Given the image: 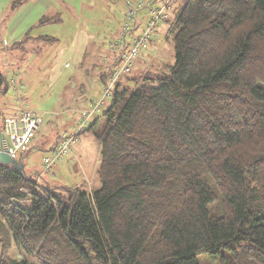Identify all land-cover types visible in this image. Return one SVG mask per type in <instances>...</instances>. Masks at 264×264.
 <instances>
[{
    "label": "trees",
    "instance_id": "trees-1",
    "mask_svg": "<svg viewBox=\"0 0 264 264\" xmlns=\"http://www.w3.org/2000/svg\"><path fill=\"white\" fill-rule=\"evenodd\" d=\"M172 20L174 64L123 75L86 126L100 187L0 161V264H264V0H185Z\"/></svg>",
    "mask_w": 264,
    "mask_h": 264
},
{
    "label": "rangeland",
    "instance_id": "rangeland-1",
    "mask_svg": "<svg viewBox=\"0 0 264 264\" xmlns=\"http://www.w3.org/2000/svg\"><path fill=\"white\" fill-rule=\"evenodd\" d=\"M151 1L0 0V69L9 83V109L5 112H15L27 101L33 112L47 113L41 129L44 135H37L25 156L26 170L30 174L40 173L39 181L44 177L53 186L85 184L87 188L100 187L98 170L102 142L92 131L85 127L77 135L78 141L73 145L76 159L69 154L50 172L43 168V158L53 151L46 139L52 141L53 137L59 141L65 134L73 132L77 127L75 120L79 118L76 110L84 107L93 109L94 103L101 99L104 81L99 74L110 64L113 51H117L115 43L120 38L119 34L125 23L130 21L127 4L132 3L139 14L140 26L136 29L139 30L149 17L148 4ZM140 2H143V7L139 6ZM163 2L155 0V5L161 7ZM184 3L185 0L170 2L168 17L158 23L148 46L150 52H140L139 64L133 67L131 76L144 73L154 65L157 68L174 64L175 49L172 39H168V29ZM90 36L92 38L88 39ZM24 40L25 43L17 48V43ZM89 40H92L91 45ZM15 51L20 53L22 60L11 61L8 52ZM16 88L19 92L15 91ZM109 101L95 111L88 124L103 114ZM67 109L71 110L62 115L55 114ZM86 177L90 179L89 183ZM199 262L211 264L205 253L199 255Z\"/></svg>",
    "mask_w": 264,
    "mask_h": 264
},
{
    "label": "built area",
    "instance_id": "built-area-1",
    "mask_svg": "<svg viewBox=\"0 0 264 264\" xmlns=\"http://www.w3.org/2000/svg\"><path fill=\"white\" fill-rule=\"evenodd\" d=\"M171 1L172 0H164L161 7L152 5V7L149 8L150 18L146 28L135 38L134 43L129 49L123 51L119 63L113 65L110 69L108 68L109 74L107 80L104 82L101 99L97 103H94L93 109L90 108L82 113L83 120L80 122L77 131L65 137L61 144L52 152V155L43 158V168L45 171L50 172L56 163L63 160L67 155L74 154L73 145L77 140V135L87 126L89 118L95 115V111L99 110L105 101L112 98L113 89L118 81L123 75L132 70L140 52L143 49H147L148 42L152 40L158 23L168 17L167 10L169 9ZM142 4L143 2H140L139 6ZM127 8L128 16L131 21L127 22L120 32V38L115 43L116 48L120 41L125 42L127 32H134L137 29V12L133 8L132 3H128ZM131 22H134L133 26ZM15 91L19 92L18 88H16ZM44 123V115H39L29 109H24L16 115L7 116L3 123V129L0 132V150L7 152L12 158L18 159L21 154L29 149L30 144Z\"/></svg>",
    "mask_w": 264,
    "mask_h": 264
},
{
    "label": "crops",
    "instance_id": "crops-1",
    "mask_svg": "<svg viewBox=\"0 0 264 264\" xmlns=\"http://www.w3.org/2000/svg\"><path fill=\"white\" fill-rule=\"evenodd\" d=\"M157 4V3H156ZM155 7H157L156 5H154ZM149 15V14H148ZM136 33L135 34H140V32H141V27L139 28V30H137V31H135ZM127 36V35H126ZM88 39H91L92 38V36H90V37H87ZM127 39H128V36L126 37ZM153 38H154V36H153ZM89 45H91L92 44V40H89V43H88ZM19 46H17V48H18ZM16 48V49H17ZM111 49H112V46H111ZM8 54H9V57H10V59H11V61L12 62H17V61H20V60H22V56L20 55V53H17L16 51L13 53V52H8ZM15 58V59H14ZM109 61H110V64L109 65H107V66H105V68L100 72V77L102 76V73H105V71H107L106 69L108 68V67H110V66H113L114 64H116L117 62H118V60H116V59H114L113 57L111 58V59H109ZM138 59L136 60V62H135V64H134V66L136 65V64H139L138 63ZM7 79V78H6ZM106 80H107V78H106ZM8 85H9V83H8ZM8 91H9V86H8V88H7V90L5 91V92H2V93H0V110H1V112H2V117H0V126H2V129H3V119H4V117H6V116H10V115H16V114H18V113H20L22 110H24V109H28L29 107H28V105H27V101H25V104L26 105H24V104H22L21 105V107H20V109H17V111H15V112H10V114H8V113H6L5 111L6 110H8L9 108L7 107V104L9 103V98H8ZM22 101V100H21ZM23 102V101H22ZM12 108H14V107H11V109ZM90 109V107H84V108H82V109H78V110H76V112H77V114H79V118L77 119L76 118V123H77V127H75L74 128V131L73 132H71V133H67V134H65L63 137H61L60 139H59V141H56L57 139H55V138H53L52 137V141H51V139H46V141L47 142H49L52 146H51V150H55L56 149V147H58L60 144H61V142L63 141V139L65 138V137H67V136H69V135H71V134H74L76 131H77V128L79 127V125H80V122L83 120V112L84 111H86V110H89ZM29 110H30V108H29ZM69 110H71V109H67V110H65V111H56L55 112V114H57V115H62V113H65V112H68ZM35 113H37V114H39V115H44L45 117H46V115H47V113H42V114H40V113H38V112H35ZM45 124V123H44ZM43 124V125H44ZM88 125H90V124H87V126ZM43 127V126H42ZM42 127L40 128V130L38 131V133L36 134V136H35V138H37V135H39V137H42L43 135H44V133L42 134V132H41V129H42ZM2 131V130H1ZM0 131V132H1ZM82 133V132H81ZM80 134V133H79ZM35 138L33 139V141L35 140ZM32 141V142H33ZM51 141V142H50ZM78 141V140H77ZM32 144V143H31ZM30 144V145H31ZM29 149H30V146H29ZM29 149L27 150V151H29ZM52 151V152H53ZM50 155H52V153L50 154ZM47 156H49V155H46L45 157H47ZM68 156V155H67ZM72 156H73V158L74 159H76V156H75V153L74 154H72ZM65 159V158H64ZM63 159V160H64ZM18 160V159H17ZM23 161V160H22ZM24 162V161H23ZM61 162H62V160H61ZM60 162V163H61ZM61 166H62V164H61ZM25 167H26V164H25ZM48 180V179H47ZM89 178L88 177H86V181L89 183ZM49 181V180H48Z\"/></svg>",
    "mask_w": 264,
    "mask_h": 264
},
{
    "label": "water",
    "instance_id": "water-1",
    "mask_svg": "<svg viewBox=\"0 0 264 264\" xmlns=\"http://www.w3.org/2000/svg\"><path fill=\"white\" fill-rule=\"evenodd\" d=\"M0 161L6 164H12L23 174H26L25 163L22 160L12 158L7 152H3L0 150Z\"/></svg>",
    "mask_w": 264,
    "mask_h": 264
}]
</instances>
